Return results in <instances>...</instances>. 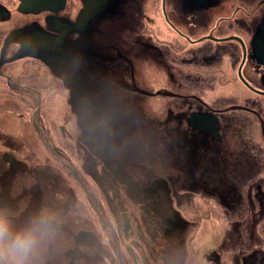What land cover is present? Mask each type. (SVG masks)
<instances>
[{
    "label": "flooded vegetation",
    "instance_id": "obj_1",
    "mask_svg": "<svg viewBox=\"0 0 264 264\" xmlns=\"http://www.w3.org/2000/svg\"><path fill=\"white\" fill-rule=\"evenodd\" d=\"M87 2L0 0V209L17 223L55 211L46 264H264V64L250 44L264 12L246 39L203 37L240 42L229 74L153 88L135 60L152 1L91 16ZM234 81L223 102L201 94ZM194 113L208 119L193 126Z\"/></svg>",
    "mask_w": 264,
    "mask_h": 264
},
{
    "label": "rangeland",
    "instance_id": "obj_2",
    "mask_svg": "<svg viewBox=\"0 0 264 264\" xmlns=\"http://www.w3.org/2000/svg\"><path fill=\"white\" fill-rule=\"evenodd\" d=\"M150 1L153 6V20L151 29L148 30L153 35L151 47L143 51L144 53L137 54L135 60L138 65V76L152 82L153 88H159L165 82L174 86L176 84L174 82L183 80L184 75L200 80L215 79L220 74H229L230 63L225 51H230L236 63L241 52L240 42L234 39L217 41L203 37L242 36L246 39V30L254 26L264 12V0H212V3L215 1L217 3L207 8L193 10L187 7L184 9L182 6L186 5L181 0H166L167 17H164L162 1ZM222 48L228 50L222 51ZM135 51L136 49L131 52L134 54ZM147 58L149 71H146L144 66ZM235 82L229 87L221 82L212 87H203L201 94L215 96L218 102H223L226 96L238 94L239 87L235 86ZM21 118L22 116L11 119L9 126L21 129ZM202 201L209 204L207 198H203ZM198 202L201 203V200ZM201 223L204 227L197 234L200 243L203 244L210 241V222L203 220ZM217 229L218 238H223L226 231L223 232L218 227Z\"/></svg>",
    "mask_w": 264,
    "mask_h": 264
},
{
    "label": "clouds",
    "instance_id": "obj_3",
    "mask_svg": "<svg viewBox=\"0 0 264 264\" xmlns=\"http://www.w3.org/2000/svg\"><path fill=\"white\" fill-rule=\"evenodd\" d=\"M58 230L59 219L48 207L20 223L10 209H0V264H46Z\"/></svg>",
    "mask_w": 264,
    "mask_h": 264
},
{
    "label": "water",
    "instance_id": "obj_4",
    "mask_svg": "<svg viewBox=\"0 0 264 264\" xmlns=\"http://www.w3.org/2000/svg\"><path fill=\"white\" fill-rule=\"evenodd\" d=\"M111 0H89V2L86 3V14L89 13L91 16L93 13H100L103 9H105L109 4ZM197 5H206L208 0H193ZM22 4L26 5L25 7H31L34 6L32 4L30 6V0H28V3H25L24 0H22ZM38 4V2H37ZM35 4V5H37ZM29 5V6H27ZM251 49L253 52L254 58L259 62L264 64V14L262 15L260 21L257 23L255 27V33L252 36L251 39ZM208 116L201 113H194L192 117L190 118V124L193 126H196L197 123L207 120ZM203 128H209L213 133L215 131L212 127L206 126ZM9 203V200L6 196L0 194V208L5 207Z\"/></svg>",
    "mask_w": 264,
    "mask_h": 264
},
{
    "label": "trees",
    "instance_id": "obj_5",
    "mask_svg": "<svg viewBox=\"0 0 264 264\" xmlns=\"http://www.w3.org/2000/svg\"><path fill=\"white\" fill-rule=\"evenodd\" d=\"M181 2L183 4H185L186 6H184V7H187V8L190 6H198L193 0H181ZM191 8L194 9V7H191ZM198 8H199V6H198Z\"/></svg>",
    "mask_w": 264,
    "mask_h": 264
}]
</instances>
